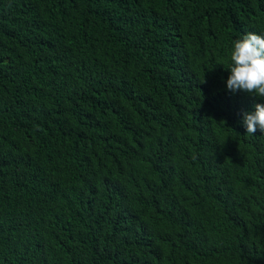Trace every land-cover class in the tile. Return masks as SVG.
<instances>
[{
	"label": "trees",
	"instance_id": "trees-1",
	"mask_svg": "<svg viewBox=\"0 0 264 264\" xmlns=\"http://www.w3.org/2000/svg\"><path fill=\"white\" fill-rule=\"evenodd\" d=\"M248 32L264 0H0V264H264Z\"/></svg>",
	"mask_w": 264,
	"mask_h": 264
},
{
	"label": "clouds",
	"instance_id": "clouds-1",
	"mask_svg": "<svg viewBox=\"0 0 264 264\" xmlns=\"http://www.w3.org/2000/svg\"><path fill=\"white\" fill-rule=\"evenodd\" d=\"M227 89L243 91L256 98H264V34L248 32L234 43L231 52ZM254 112L243 113L242 123L247 134L259 129L264 132V103H256Z\"/></svg>",
	"mask_w": 264,
	"mask_h": 264
}]
</instances>
